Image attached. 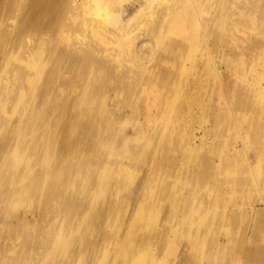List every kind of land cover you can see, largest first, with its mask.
<instances>
[{"label": "bare ground", "instance_id": "6f19581e", "mask_svg": "<svg viewBox=\"0 0 264 264\" xmlns=\"http://www.w3.org/2000/svg\"><path fill=\"white\" fill-rule=\"evenodd\" d=\"M52 1L10 0L9 37L0 23V264H264V0H197L196 12L169 3L149 37L120 55L110 45L121 41L122 15L102 45L76 13L69 33L42 44L47 10L65 12ZM42 53L58 55L50 77ZM65 56L78 65L69 59L64 69ZM104 73L117 92L134 90L135 113L145 114L137 128L120 121L123 110L110 114L108 92L94 93ZM50 79L61 92L43 99ZM49 104L58 131L47 128ZM197 116L205 120L195 127ZM150 117L163 126L147 140ZM116 153L150 155L148 172L136 175ZM41 170L80 187L46 189Z\"/></svg>", "mask_w": 264, "mask_h": 264}, {"label": "rangeland", "instance_id": "374dc122", "mask_svg": "<svg viewBox=\"0 0 264 264\" xmlns=\"http://www.w3.org/2000/svg\"><path fill=\"white\" fill-rule=\"evenodd\" d=\"M182 1L183 0H63V4L65 6L63 9L65 11V12L63 11L64 14L53 17L54 8L51 6L47 10L48 14H50V17H51L50 18L51 23H48L49 30L45 31V32H41L40 34H38V36H39L42 44L44 43V41L42 39H46V40L48 39L47 43H48V45L50 44V46L53 42L55 44L57 42L54 38L55 36H60L62 34L69 33L70 28L73 26V22H74V20L72 21V19H74L76 17L75 15H73V13L74 14L76 13V15L81 17L80 18L81 20L83 19L85 22H87L88 27H91V28L93 27V29H94L93 33L94 34H95V30H97L96 32L99 33L98 35L101 36V37H99L98 40H99L100 45H102L105 41H107L108 38L112 39L110 37V35H108L107 27H111V25H110L111 21H114L115 19L120 18V16L122 15L123 21L121 22V28H120L122 30V32L120 33L121 41H120V43H111V45H110V48L118 51L119 55H120L121 52H124V51L126 52L127 50L133 51L136 43H138L143 38L149 37L148 33L153 28V21H155L159 16H161V14L164 11L166 14L165 9L169 3L174 2V3H176V6H178V8L182 9V7H184L182 4ZM185 1L187 3L188 7H189V5L194 6V4L197 2V0H185ZM17 2L15 3V7H17L19 5L20 0H17ZM51 2L52 3L50 5L54 4V1L51 0ZM9 5H10V0H0V23H5V25L2 27L6 30V32H8V34H7L8 37L10 35L9 34L10 30H12L15 27V25H14V23H12L10 17H8V15L6 14V12L9 10L8 9ZM141 8H144V10H146L145 11L146 14L142 17V19H140L138 24L127 27L126 22L129 20L130 16H132L137 10H139ZM192 9L195 12L197 11L196 6L192 7ZM181 13L185 17L188 16V13L186 12V10H182ZM44 14L45 13L43 12L42 20H43ZM192 17H193V15H192ZM200 17H202L203 21H205L206 19L207 20L210 19V15L205 14L204 12H203V14H200ZM123 26H124V28H123ZM228 28H229L228 29L229 32H232L234 30V29H232L234 27H232V28L228 27ZM186 30H187V32H191L190 29H186ZM26 34L27 33L23 34V36L22 35L19 36V39H20L21 43H23L24 46H27L29 43L28 39H26V36H27ZM6 39L9 40L10 38H6ZM58 42H60V39ZM192 44H193V42H192ZM199 44H202V42H200ZM198 46L201 49L200 45H197V44L195 45V47H197V48H198ZM207 49H208V47H207ZM205 53H206L205 55H210L209 51L208 52L206 51ZM42 54L44 56L41 57V63H42L41 68H43L44 70L50 69V72L48 71V74H47V76L50 77L53 74H55L54 68H56L59 65V64H56V61L58 59V57H57L58 55H53V56L49 57V56H45L44 53H42ZM131 55L134 56V53H132ZM46 58L48 59L49 62L47 65H44L43 61ZM69 59H70V61L72 60V64H76V66L78 65V63L74 60V58H71V57L66 58V56H65V59H64L65 68L64 69H67L66 64L68 63L67 60H69ZM1 61H4V58H1ZM61 74L64 76L63 72ZM66 74L72 75V73H70V72H66ZM109 77L112 78L111 75H107L106 73H104L103 76L101 77L103 79L100 80L102 87L104 86V88H105V86L107 85L105 90H104V88H103V90H101V88L97 87L93 91L95 94L100 93L101 95H104L105 93L107 94V92H108V94L111 95V100L108 99L109 100L108 101L109 106L112 109V111H110V114L113 117H116V114L119 115L118 113H120L118 111V109L123 110L122 112H125V115H124V117H122L120 119V121L123 124H125L128 128L133 130L140 125L139 123L143 121L145 114L141 111H138V113H135L134 102L132 101V98H131L133 93H134V90H130V89L127 91L119 90L117 92L116 91L117 88H116V90L114 89V86H116V85L113 84V82H111L109 80ZM105 80H109V81H105ZM51 82H53L52 79H50L48 81L46 80L44 82L41 81V97L43 96V99H45V97L48 93H50L54 90L61 92V90H59V89L47 88L48 83H51ZM62 88L64 89V87H62ZM65 91H69V86L65 88ZM114 96L116 97V101H114V99H113ZM122 101H125L126 105L125 104H119ZM42 103H43V101H42ZM45 103L48 104L47 101H45ZM167 107L168 106H166V112H168V113L166 114V112H165V117L168 116L171 120H177L178 117L171 114L168 111ZM46 108H47V112H44V113L48 117V120H49L47 128H50L54 131H58V129L61 128V125H59V123L56 122L52 118V116H54L58 112V111H56L57 105L49 104L48 107L46 106ZM50 114H52V116ZM142 117H143V119H141ZM102 120H103V121H101L102 133H105L104 124L106 125V123H104V121L107 123H108V121H107V119H105V117ZM203 120H205V119H203L201 116H197V119L194 121L193 125L196 127L200 124H203ZM146 125L147 126L152 125V127H153V129H150V130L147 129V131L145 133V139L148 140L149 137L152 135L153 131H158V132L160 131L159 129H161V127L163 126V123L159 124L158 122H156L155 118L150 117L149 119L146 120ZM248 125L250 126V123ZM117 127L121 132L125 131L127 136H128V134L131 135L133 133V131H130V129H128L126 127H122L121 125H119ZM40 129L43 130L44 126L41 125ZM117 140H118V142L121 141V139L120 140L117 139ZM103 141L106 142L105 139H103ZM140 147H141V145L134 146V148L136 150H139ZM149 156L148 157L147 156L146 157L140 156L137 158H129L123 154H117L116 153L114 155H111L113 160L121 161V162L125 163L127 166H130L135 171L136 175L138 173L143 174L145 172H148V167H149V164L151 163V161L149 160V159H151V157H149ZM67 160L71 161V158L69 155H68ZM73 161L76 163L75 159H73ZM178 167H180V166L178 165ZM92 168H94V166L90 165L88 163L83 164V166H82V169H85V171H89ZM52 171H54V170H52ZM41 173H43V174H41V180L43 182H45L43 184V186L46 187V189H53V187H54L60 193H65L66 191L69 190L68 187H75V186L80 187L79 185H75L76 181H70L68 183V181H65L64 179H57L56 177H53L52 174L53 175L56 174L54 172H51V171L48 172V171H42L41 170ZM132 175H133V173H132ZM134 180H136V178ZM181 185H184L183 182L181 183ZM5 187H8V186L6 185V186H4V188ZM199 192L197 193V195L199 194ZM126 209L129 210V213H132L135 210V205L130 204L127 206ZM157 212L158 211L152 210L151 214L155 215V214H157ZM12 221L17 222V219L14 217V218H12ZM4 222L5 221H4V217H3L0 219V225L4 226ZM2 231H0V232H2ZM39 231L40 230H38V229H36V230L32 229L31 234L35 240H40L39 239V237H40Z\"/></svg>", "mask_w": 264, "mask_h": 264}]
</instances>
